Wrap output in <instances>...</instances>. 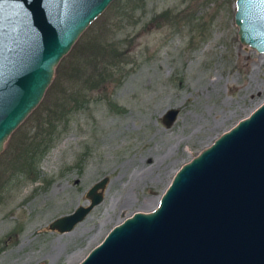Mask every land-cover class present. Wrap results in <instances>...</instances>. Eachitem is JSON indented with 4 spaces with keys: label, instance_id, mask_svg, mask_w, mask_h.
I'll return each mask as SVG.
<instances>
[{
    "label": "rangeland",
    "instance_id": "rangeland-1",
    "mask_svg": "<svg viewBox=\"0 0 264 264\" xmlns=\"http://www.w3.org/2000/svg\"><path fill=\"white\" fill-rule=\"evenodd\" d=\"M233 9L234 0H111L86 26L81 33L110 26L128 62L59 121L33 179L16 163V141L52 94L44 91L4 141L0 264H75L114 223L151 209L182 162L264 99V52L238 41ZM102 176L103 197L81 220L67 231L46 227L85 204Z\"/></svg>",
    "mask_w": 264,
    "mask_h": 264
},
{
    "label": "water",
    "instance_id": "water-1",
    "mask_svg": "<svg viewBox=\"0 0 264 264\" xmlns=\"http://www.w3.org/2000/svg\"><path fill=\"white\" fill-rule=\"evenodd\" d=\"M111 0H0V150L37 105L60 58ZM241 44L264 52V0H234ZM176 108L164 110L168 125ZM50 220L67 231L103 197ZM75 264H264V99L172 173L148 210L114 223Z\"/></svg>",
    "mask_w": 264,
    "mask_h": 264
},
{
    "label": "trees",
    "instance_id": "trees-1",
    "mask_svg": "<svg viewBox=\"0 0 264 264\" xmlns=\"http://www.w3.org/2000/svg\"><path fill=\"white\" fill-rule=\"evenodd\" d=\"M162 14L166 15L168 11ZM109 27L105 26L89 34L88 28L81 33L83 37L74 41L54 68L53 78L45 90L52 97L49 101L47 97L46 104L41 108L38 106L32 109L31 132L23 130L16 141V163L23 171H30V179L34 178L32 166L36 155L51 141L59 121L65 120L72 110L86 101L84 91L105 88L111 76L118 75L122 71L121 67L128 62V48L123 47L121 40L113 38L114 31Z\"/></svg>",
    "mask_w": 264,
    "mask_h": 264
},
{
    "label": "bare ground",
    "instance_id": "bare-ground-1",
    "mask_svg": "<svg viewBox=\"0 0 264 264\" xmlns=\"http://www.w3.org/2000/svg\"><path fill=\"white\" fill-rule=\"evenodd\" d=\"M127 200H128V199H127ZM126 202H127V201H126ZM128 202H129V201H128ZM128 202H127V203H128ZM118 203H119V202H118ZM122 203H123V202H122ZM123 204H124V203H123ZM123 204H122V206H123Z\"/></svg>",
    "mask_w": 264,
    "mask_h": 264
}]
</instances>
